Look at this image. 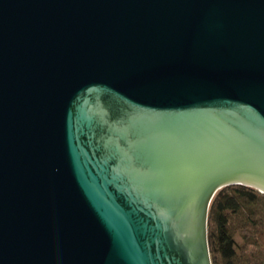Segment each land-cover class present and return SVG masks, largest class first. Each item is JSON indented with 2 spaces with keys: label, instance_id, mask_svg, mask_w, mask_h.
<instances>
[{
  "label": "water",
  "instance_id": "water-1",
  "mask_svg": "<svg viewBox=\"0 0 264 264\" xmlns=\"http://www.w3.org/2000/svg\"><path fill=\"white\" fill-rule=\"evenodd\" d=\"M235 185L264 196V0H0V264H211Z\"/></svg>",
  "mask_w": 264,
  "mask_h": 264
},
{
  "label": "trees",
  "instance_id": "trees-1",
  "mask_svg": "<svg viewBox=\"0 0 264 264\" xmlns=\"http://www.w3.org/2000/svg\"><path fill=\"white\" fill-rule=\"evenodd\" d=\"M211 264H264V196L228 186L213 196L207 219Z\"/></svg>",
  "mask_w": 264,
  "mask_h": 264
}]
</instances>
